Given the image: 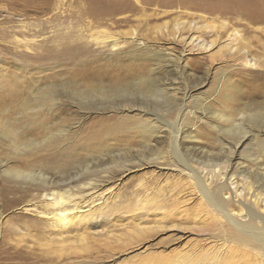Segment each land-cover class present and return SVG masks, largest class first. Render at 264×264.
I'll use <instances>...</instances> for the list:
<instances>
[{
	"label": "rangeland",
	"instance_id": "1",
	"mask_svg": "<svg viewBox=\"0 0 264 264\" xmlns=\"http://www.w3.org/2000/svg\"><path fill=\"white\" fill-rule=\"evenodd\" d=\"M176 16L201 22L226 20V30L203 27L202 36L211 39L221 34L223 39L238 28L251 45L250 52L264 55V0H0V89L9 91L17 84L22 85L27 88L23 95L26 97L35 86L69 84V71L74 67L72 55L82 56V60L109 58L113 63L120 62L127 53L143 51L175 58L183 50L182 42L168 36L162 26ZM131 28L137 29V40L129 38ZM109 32L120 37V45L114 49L101 42ZM140 40L144 43L140 44ZM221 52L217 48L207 52L192 50L180 64L176 60L174 64H166L154 58L145 61L147 75L155 71L161 81L172 79L171 87L179 97L185 92L182 110L178 114L177 107L172 108L168 120L178 114L180 124L193 126L196 147L215 160L224 150L220 142L226 144L232 140L212 126L227 125L213 114L235 116L233 108L238 105L225 100L231 93L230 83L257 81L255 75L247 72L236 76L233 70L240 66L230 60L229 53ZM88 63L82 67L87 68ZM120 63L126 67L128 62ZM4 71L8 76L1 74ZM130 77L125 80L135 78ZM104 80V88H110L112 85ZM61 98L58 105L61 103L59 108L65 111L56 120H66L63 127L70 135L54 146L22 147L26 138L13 136L8 130L9 124L0 120L3 129H0V188L10 181L16 191L5 192L1 200L6 209L0 219V264H52L43 260L44 248L36 243L33 227L29 226L42 215L28 205L31 196L16 203L12 200L26 191L33 195L36 190H31L29 182L11 177L6 171L35 168L55 179L75 178L73 185H76L81 179H104V170L111 167L112 158L124 156L130 160L126 164L136 165L137 158L152 155V149L169 151L170 161L163 162L164 165L142 163L125 173L113 171L97 192L103 194L102 210L95 212L102 219H108L97 226L104 227L103 230H94L90 235L86 242L90 245L88 252L79 251L82 243L78 241L68 243L64 251L59 245H52L53 249L58 247L56 255L63 259L58 264H184L189 254L210 255L218 251V264H250L257 259L259 250L255 246L224 242L223 238H231L237 231L231 230L223 216L212 212L200 200L197 190L187 189L186 181L176 172L182 164L171 153L174 149L172 128L144 141L140 134V116H154L138 114L137 106H119L126 101L92 102L86 106L81 99ZM101 130L115 136L100 143L95 133ZM39 138L36 141L45 137ZM86 139L92 144L82 146ZM15 143L21 147L15 148ZM179 145L180 153L188 158L190 150L185 148L188 145L181 140ZM76 149L81 152L78 156L73 155ZM64 164L69 167L63 168ZM87 167L90 172L83 173ZM142 181L145 185L141 187ZM143 195L145 200L139 202ZM229 202L228 208L236 218H241L238 203L234 199ZM134 213L135 219L130 217ZM41 217H44L43 223H52L50 216ZM159 219L165 222L166 228L156 227Z\"/></svg>",
	"mask_w": 264,
	"mask_h": 264
},
{
	"label": "bare ground",
	"instance_id": "2",
	"mask_svg": "<svg viewBox=\"0 0 264 264\" xmlns=\"http://www.w3.org/2000/svg\"><path fill=\"white\" fill-rule=\"evenodd\" d=\"M227 24L226 20L201 22L196 19L185 20L178 16L171 23L166 21L162 27L168 33V36L175 40L180 39L183 46V50L179 52V55L175 58L170 57L171 59L160 56L156 51H143L137 54L127 53L119 59L120 62H128L127 66L123 67L122 64L124 63H113L109 58L105 61L88 58L82 60V56L72 55L73 61H71L74 63V67L69 71L68 76L71 80L69 84L35 86L30 91L33 96H30L29 92L26 97L23 95L27 88L22 87V85L17 84L13 90L9 91L0 89V120L4 121V124H9L8 130L12 132L13 136L18 139L26 138L22 142V147L33 149L36 146H54V144H58L59 141L70 135L68 130L63 127L66 120L65 122L56 120L65 111V108H59L61 103L58 105L59 100L64 98H61V96H65L72 101L81 99L80 101H84L86 106L93 104L92 102L105 104L107 102L126 101V103L119 106H137L138 114H152L154 116L152 118L140 116V134L144 141H147L150 136L163 135L162 133L168 128L173 129L174 149L171 153L182 164V168H178L176 172L186 181L189 192L197 190L200 200L207 203L212 212H217L223 216L229 223L231 230L237 231L231 238H223L224 242L236 241L255 246L259 250V256L250 264H264V55L250 52L251 45L247 44L245 37L238 28L232 29L223 39L221 34H217L211 39H206L201 34L203 27L213 31L218 30V28L226 30ZM128 32L131 40H137L136 28H131ZM186 33H189V35H186ZM119 39L120 37L109 32L101 42L111 45L114 49L120 45ZM142 43L144 42L140 40V44ZM214 48H217L219 52L229 53L230 60L240 66L233 70L236 76H243L247 72L250 76L255 75L258 81H248L245 84L240 81L230 83L231 93L227 95L225 100L230 104L238 105L233 108L235 116L223 113L213 114L218 121H223L227 125L212 126L219 133H225L232 140L226 141V144L220 142L222 143L221 148L224 150L217 156L216 160L207 157L200 147H196L193 138V133H195L193 126L188 128L189 123H186L185 126L180 124L181 116L178 114L183 108L185 92L179 97L177 91L174 92L171 87V85L173 86L170 81L172 79L166 78L165 81H161L162 79H159V74L156 76L155 71L148 75V72L145 73L147 66L145 61L151 58L168 62L166 64H174L175 62L180 64L185 59V55L187 56V53L192 50L207 52ZM87 61L89 66L83 68L82 65ZM165 71L168 73L169 70L166 69ZM1 74L8 76L5 71ZM129 76L132 78L134 76V80L130 77L132 81H129L130 79L126 81L125 79ZM104 79L112 85L110 88H104L105 83L102 82ZM199 84H202V82ZM243 97H247L248 100H242ZM242 103L244 105L240 107L239 104L242 105ZM174 107L178 109L177 117L168 120L169 111ZM0 129L2 128L0 127ZM46 134L49 135L46 136ZM111 134L103 130L95 133L100 143L115 136L111 137ZM29 136H34V138H29ZM39 137L45 138L36 141V138ZM179 140L182 141V144L188 145L185 146L187 151L190 150L188 158L180 153ZM147 143L145 142V144ZM89 144L92 143L86 139L82 146ZM20 147L21 144L15 143V148ZM240 148H242V151H239ZM78 149L75 150L73 155L78 156L81 154ZM152 151L150 156L141 155L137 158V167L142 166V163L164 165L163 162L170 161L169 151L161 149H152ZM117 157L112 158L111 167L104 170V179H81L84 181L78 180L76 185H73L75 178L55 179L45 171L35 168L14 169V172L6 171L11 177L29 182L32 186L31 190H36L33 195L31 191L25 190L26 192H23V195L12 199L15 200L13 203L22 201L23 198V201H25L31 196L28 199L30 203L28 205L42 214L41 216H50L49 219L52 220L49 225L43 223L44 217L40 216V218H35L36 221L34 220L33 223H29V226L33 227L31 230L34 231L36 243L44 248L42 256L45 262L58 264L63 260L59 254L56 255L58 247L53 249L52 245H59L60 249L64 251V247L66 250L68 243L78 241L82 243V249H79V251L88 252L90 245L86 242H88L90 235L93 234L94 230L102 231L104 227L98 229L97 226H101L108 221L107 218L102 219L101 216H97L95 212L102 210L101 200L103 194L97 192H99L101 185L108 181L113 171L125 173L136 167L133 162L126 164L127 161H130L126 157L120 155ZM67 164H64L63 168H68ZM85 171L90 172L89 167L85 168L83 173ZM62 172L68 171L64 170ZM83 173L80 174V177L83 176ZM9 182H6L7 184L5 183L6 185L2 189L0 188V219L3 218L6 209L1 200L4 199L5 192H13L14 190ZM144 185L145 183L142 181L141 187ZM144 196L140 197L139 202L145 200ZM231 199L238 203L239 210L243 214L241 218H236L233 210L228 208ZM135 216L134 213L130 217L135 219ZM157 223L158 226L156 227L166 228L163 220L159 219ZM9 225H13V223ZM93 226L96 228L92 229ZM134 227H137V223ZM14 228L22 231L17 225ZM132 232H135V230H132ZM20 237H23V235ZM218 253L219 251L210 255L208 253L189 254L184 264H218L220 261V254Z\"/></svg>",
	"mask_w": 264,
	"mask_h": 264
}]
</instances>
